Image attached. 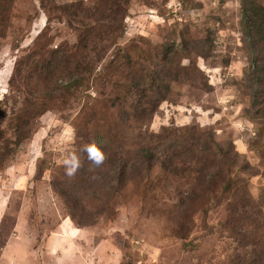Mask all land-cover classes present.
Returning a JSON list of instances; mask_svg holds the SVG:
<instances>
[{
    "label": "rangeland",
    "instance_id": "374dc122",
    "mask_svg": "<svg viewBox=\"0 0 264 264\" xmlns=\"http://www.w3.org/2000/svg\"><path fill=\"white\" fill-rule=\"evenodd\" d=\"M55 2L56 10L47 17L38 0H15L9 23L0 29V264H264V75L243 32V0ZM249 2L264 9V0ZM72 3L95 16L89 30L95 46L81 57L64 53L68 65L57 66L55 75L59 85L67 86L77 72L93 69L94 87L86 93L93 98H56L18 133L28 104L25 87L33 84L25 69L27 57L36 54L41 63L63 49H77V35L63 8ZM97 6L117 11V24L127 22L123 39L96 15ZM175 28L195 40L210 37L213 46L207 60L196 53L183 58L178 95L160 106L148 130L167 129L168 137L186 127L213 132L219 146H232L249 171H231L238 182L209 212L206 231L201 211L212 199L188 197L187 183L169 174L145 190L126 187L115 194L109 188L101 207L79 198L74 187L69 192L75 210L71 217L54 185L58 179L55 187L63 189L79 151L75 127L83 122L77 117L84 104L94 105L96 92L103 98L123 96L122 77L137 63L134 58L123 65L113 57L116 48L110 42L126 47L143 39L140 47L148 52ZM17 66L20 72L14 79ZM117 103L113 107L106 102V107L116 114L117 107L125 108ZM223 174L228 180L226 169Z\"/></svg>",
    "mask_w": 264,
    "mask_h": 264
},
{
    "label": "trees",
    "instance_id": "16d2710c",
    "mask_svg": "<svg viewBox=\"0 0 264 264\" xmlns=\"http://www.w3.org/2000/svg\"><path fill=\"white\" fill-rule=\"evenodd\" d=\"M13 1L15 0H0L2 30L12 17ZM38 2L46 16L51 17V10H56L55 0ZM100 4L102 2L98 0V5ZM185 4L187 3L181 2L182 7H186ZM63 6L64 10L68 11L66 15L72 22L79 41L77 49H63L59 55L56 52L53 60L43 59L41 63L37 61L36 54L27 57L25 69L29 78L32 77L30 84H33L25 87L29 95L26 99L28 104L22 110L17 123L18 133L26 131V121L38 113L47 112V103L56 98L63 101H66L69 95L79 101L84 96L93 98V95L86 94L92 86L94 87L91 78L93 69L86 67L81 74L76 71L73 81L67 86L59 85L55 75L57 66L60 69L67 67L66 55L81 57L90 47L95 46V43L90 42L93 34L89 31L95 20L92 11L77 3ZM96 10V15L103 17V20L115 29L116 37L123 39L126 36L127 22L121 20V24H117V11L106 10L101 6H97ZM242 26L243 32L251 40L255 61L264 75V9L257 3H246V0H243ZM178 30L175 28L167 31L170 37H165L160 45L151 46L148 52H143L140 47L143 39L126 47H116L115 42H110V47L116 48L113 57L123 62V65L134 58L137 63L122 77L125 78L124 81L121 80L122 89L126 91L123 96L103 98L96 92L94 105L89 107V102L84 104V112L77 117V121L83 122L75 127V146L79 151H76L77 154L75 153L68 169L70 174L63 183L61 182L63 189L55 187L60 183L58 179L54 185L55 193L65 204L71 217H75V210L69 192H72L74 187L79 188L76 191L79 198L101 207L109 188H112L115 194L125 191L126 187L145 190L160 177L169 174L187 183L188 197H197L198 200L207 197L212 199L210 205L204 206L201 211L202 229L206 231L209 212L223 203L224 197L233 191L238 182L231 177V171L236 167L245 172L249 171L246 165H240L241 157L232 146L226 149L219 146L213 132H200L186 127L178 135L168 137L167 129L162 133L148 130L160 106L174 102L178 95L184 77L183 58L192 53L199 54L205 60L210 57L209 52L213 46L210 37L195 40ZM261 46L259 53L258 48ZM102 58L99 59L100 62ZM112 66L113 64L110 68ZM108 68L109 65H106L105 69ZM19 72L20 66H17L14 69V79H17ZM109 101L113 103V107L116 104L118 106L117 102H122L125 108L117 107L116 114H113L110 108L106 107V102ZM217 160L221 163H217ZM224 169L229 173L228 180L223 177ZM249 176H252L251 173ZM177 237L185 239L178 233Z\"/></svg>",
    "mask_w": 264,
    "mask_h": 264
}]
</instances>
